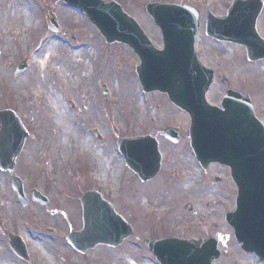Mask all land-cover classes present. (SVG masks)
Masks as SVG:
<instances>
[{"label":"rangeland","instance_id":"374dc122","mask_svg":"<svg viewBox=\"0 0 264 264\" xmlns=\"http://www.w3.org/2000/svg\"><path fill=\"white\" fill-rule=\"evenodd\" d=\"M116 1L158 47H163V38L145 12L148 2L200 10L197 51L218 74L210 102L220 100L227 86L238 88L254 96L264 120V60L251 63L243 47L206 35L207 12L225 14L232 0ZM51 11L62 28L59 33L49 29ZM259 23L264 35V15ZM24 60L29 69L15 77ZM43 60L48 63L46 70ZM137 64L140 59L131 48L107 44L81 10L63 0H0V110L14 109L30 133L16 168L29 206L19 203L9 173L0 170V261L4 264H29L11 249L9 232L24 239L32 264H160L144 240L166 236L226 237L227 243L220 244L224 255L216 264H264L254 253L243 251L225 220V213L235 206L230 175L214 166L211 176H205L190 146L189 116L166 95L144 93ZM225 77L229 85L223 83ZM167 126L181 130L178 144L164 138ZM149 134L156 137L163 157L158 177L145 183L128 168L117 141ZM217 169L224 172L221 184L211 181ZM33 188L48 197L47 206L31 201ZM91 189L103 194L132 225L134 234L117 248L98 246L83 255L67 243L66 236L82 230L80 200Z\"/></svg>","mask_w":264,"mask_h":264},{"label":"water","instance_id":"95a60500","mask_svg":"<svg viewBox=\"0 0 264 264\" xmlns=\"http://www.w3.org/2000/svg\"><path fill=\"white\" fill-rule=\"evenodd\" d=\"M64 1L85 12L108 43H124L134 49L141 59L136 71L145 92L166 93L176 106L190 115L192 146L204 167L216 161L231 167L238 197L237 209L227 214V220L234 227L242 248L264 261V125L256 116L250 99L236 92H227L222 103L224 110L207 102L206 95L215 74L202 65L196 53L199 11L179 4L148 3L146 11L164 37V48L159 49L140 24L115 1ZM263 7V0H234L227 16L207 15V34L246 46L252 61L264 59V39L256 29ZM49 21L51 29L60 30L54 16ZM27 67L26 62H22L15 75L19 76ZM105 93L107 95L108 91ZM174 130L168 128L166 135L176 140L179 134ZM28 136L13 110L0 111V169L10 172L12 187L24 206L29 200L15 168ZM118 145L127 165L143 181L158 174L161 154L153 137L122 138ZM31 195L42 205L49 202L36 189ZM81 201L84 227L67 236L73 248L85 253L99 244L118 246L133 234L131 226L98 192L86 193ZM9 239L14 250L28 259L22 238L9 234ZM146 243L161 264H214L221 256L215 239L197 241L170 237Z\"/></svg>","mask_w":264,"mask_h":264},{"label":"flooded vegetation","instance_id":"af4514ba","mask_svg":"<svg viewBox=\"0 0 264 264\" xmlns=\"http://www.w3.org/2000/svg\"><path fill=\"white\" fill-rule=\"evenodd\" d=\"M222 81H223V83H227V84H229L230 82H229V80L227 81V79L226 78H223L222 79ZM230 87H227V88H225L224 89V92H226L228 89H229ZM238 89V88H237ZM239 90V89H238ZM239 91H241V90H239ZM224 92H222V93H224ZM243 94H244V92L243 91H241ZM222 98V97H221ZM221 100V99H220ZM220 100H218L217 102H213V103H219L220 102ZM214 166H216V167H221V168H223L224 170H225V172H226V175H230V170L227 168V167H224V166H221V165H219V164H212V165H210V167H209V169L206 171H204V174H205V176H207V177H210L211 176V174H210V170L212 169V167H214ZM217 175H215L213 178H211V181L213 182V183H215V184H221V183H223L224 182V179H223V177H222V175L221 174H223L224 172H222L221 170H219V169H217Z\"/></svg>","mask_w":264,"mask_h":264},{"label":"bare ground","instance_id":"6f19581e","mask_svg":"<svg viewBox=\"0 0 264 264\" xmlns=\"http://www.w3.org/2000/svg\"><path fill=\"white\" fill-rule=\"evenodd\" d=\"M80 51H81V49H80ZM80 51H79V52H80ZM47 58H48V57H47ZM47 64H48V63H45V60L42 61V66H43L44 70L47 69ZM53 107L56 109V112H58L57 108H56L54 105H53ZM56 118H57V117H56ZM57 121H59L58 118H57ZM59 124H60V125H63L62 122H60V121H59ZM67 132H68V129L65 130V134H67ZM121 174H122V170H120V172H119V176H120ZM103 176H104V178H107V177H106V174H103ZM188 187H189V185H186V188H188ZM38 250H39V249L36 248V251H38ZM0 262H1V264H4L2 261H0Z\"/></svg>","mask_w":264,"mask_h":264}]
</instances>
